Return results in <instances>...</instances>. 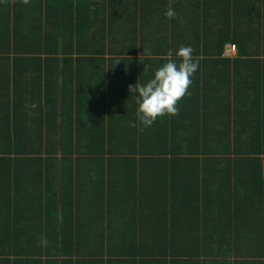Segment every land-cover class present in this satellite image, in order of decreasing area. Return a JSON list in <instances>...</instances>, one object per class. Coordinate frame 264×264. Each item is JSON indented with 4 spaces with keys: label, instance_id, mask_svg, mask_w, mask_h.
Here are the masks:
<instances>
[{
    "label": "trees",
    "instance_id": "trees-1",
    "mask_svg": "<svg viewBox=\"0 0 264 264\" xmlns=\"http://www.w3.org/2000/svg\"><path fill=\"white\" fill-rule=\"evenodd\" d=\"M168 3L0 0V264H264V0ZM181 46L191 95L139 131Z\"/></svg>",
    "mask_w": 264,
    "mask_h": 264
},
{
    "label": "clouds",
    "instance_id": "clouds-1",
    "mask_svg": "<svg viewBox=\"0 0 264 264\" xmlns=\"http://www.w3.org/2000/svg\"><path fill=\"white\" fill-rule=\"evenodd\" d=\"M3 2L7 4L9 0ZM11 2L16 3L17 0ZM20 2L27 5L29 0ZM173 3L174 0H169L164 13L170 19L177 17ZM193 51L191 46H181L176 50V59L172 58V52L169 51L165 57L167 62L155 70L153 78L144 84L137 82L135 85H129V91L138 105L136 118L140 125L139 131L152 126L157 119L179 115L178 101L185 95H191L188 91L192 83L190 78L199 68V61L193 58ZM139 60L144 62V57L140 55ZM146 68L145 64L144 70ZM138 124L130 122L131 127H138ZM41 243L45 244L46 238H42Z\"/></svg>",
    "mask_w": 264,
    "mask_h": 264
},
{
    "label": "crops",
    "instance_id": "crops-1",
    "mask_svg": "<svg viewBox=\"0 0 264 264\" xmlns=\"http://www.w3.org/2000/svg\"><path fill=\"white\" fill-rule=\"evenodd\" d=\"M235 56L236 55H234L233 57H235ZM233 74H234V72H233ZM209 81H211V80H209ZM214 82H217V80L211 81L210 83H214ZM209 89H210V92L211 93H214L213 90H215V87H212L210 85ZM205 97H206V99H210L208 96H205L204 95L203 98H205ZM213 98H214V101L212 102V105L215 103V99H218V97L215 96ZM211 101H212V99H211ZM179 166H180V168H179L178 172L179 173L182 172V173L179 175V177L181 178V179H179V182H180L179 184L181 186V190L179 191V196L177 197V201H178L179 198H180V200H182V198L184 197L183 192H185V190L188 189V187H189L188 186V181H189L188 180V177H189V172H190V171H185L186 169L183 168L185 165L180 164ZM134 179H136V180H140V179H139V177H136V178H133L132 179L133 185L136 186V187H138V185H137L138 182H136ZM197 182H198V180L196 181V183ZM177 201L176 200L174 201L173 197L171 195L167 194V198H165V202H167V204H168V208L165 211L166 214L173 215V214L176 213L175 204H177ZM158 208L162 209L163 207L158 206Z\"/></svg>",
    "mask_w": 264,
    "mask_h": 264
},
{
    "label": "built area",
    "instance_id": "built-area-1",
    "mask_svg": "<svg viewBox=\"0 0 264 264\" xmlns=\"http://www.w3.org/2000/svg\"><path fill=\"white\" fill-rule=\"evenodd\" d=\"M238 52V49L235 44H228L225 48V55L232 56L236 55Z\"/></svg>",
    "mask_w": 264,
    "mask_h": 264
}]
</instances>
